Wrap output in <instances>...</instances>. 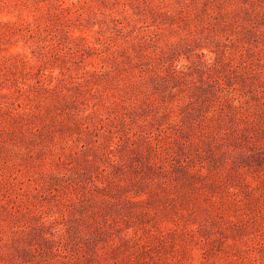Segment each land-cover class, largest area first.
Masks as SVG:
<instances>
[{
  "label": "rangeland",
  "instance_id": "obj_1",
  "mask_svg": "<svg viewBox=\"0 0 264 264\" xmlns=\"http://www.w3.org/2000/svg\"><path fill=\"white\" fill-rule=\"evenodd\" d=\"M0 264H264V0H0Z\"/></svg>",
  "mask_w": 264,
  "mask_h": 264
}]
</instances>
